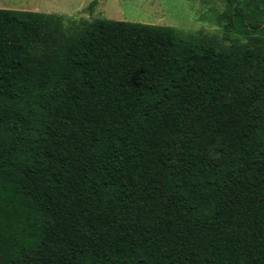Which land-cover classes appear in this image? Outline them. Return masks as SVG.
Returning a JSON list of instances; mask_svg holds the SVG:
<instances>
[{
    "label": "trees",
    "instance_id": "trees-1",
    "mask_svg": "<svg viewBox=\"0 0 264 264\" xmlns=\"http://www.w3.org/2000/svg\"><path fill=\"white\" fill-rule=\"evenodd\" d=\"M256 37L0 8V264H264Z\"/></svg>",
    "mask_w": 264,
    "mask_h": 264
},
{
    "label": "rangeland",
    "instance_id": "rangeland-1",
    "mask_svg": "<svg viewBox=\"0 0 264 264\" xmlns=\"http://www.w3.org/2000/svg\"><path fill=\"white\" fill-rule=\"evenodd\" d=\"M0 0V8L56 13L75 19L103 17L129 22L169 25L199 41L225 47L250 36L237 35L228 27L231 8L227 0Z\"/></svg>",
    "mask_w": 264,
    "mask_h": 264
}]
</instances>
